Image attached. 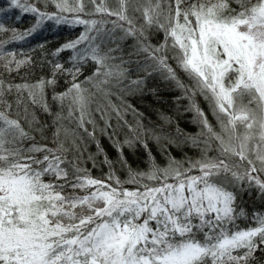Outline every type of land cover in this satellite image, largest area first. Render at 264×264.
<instances>
[{"label": "snow or ice", "instance_id": "snow-or-ice-1", "mask_svg": "<svg viewBox=\"0 0 264 264\" xmlns=\"http://www.w3.org/2000/svg\"><path fill=\"white\" fill-rule=\"evenodd\" d=\"M54 25L79 31L49 51ZM22 66L0 76V264H264V0H0V67ZM150 77L196 132L145 122Z\"/></svg>", "mask_w": 264, "mask_h": 264}, {"label": "trees", "instance_id": "trees-1", "mask_svg": "<svg viewBox=\"0 0 264 264\" xmlns=\"http://www.w3.org/2000/svg\"><path fill=\"white\" fill-rule=\"evenodd\" d=\"M108 3H115V0H108ZM29 21L30 16L28 14H23L20 20H16L13 16L12 26L18 29H23L28 27ZM78 31V28L70 30V27H67L66 25L52 26L50 29H46L43 33H41V36L48 41V44H46V48L50 51L51 47L56 46L58 42H62L65 37H70L72 34H78ZM39 42V40L29 37L25 38L22 41L15 42L12 47H15L18 53L20 49L23 48L25 50L24 54L30 55L33 61H37L40 52L39 49L34 48V45ZM30 48H32L33 51L31 53H28V49ZM125 51H127V49H125ZM46 70L47 69H45V71ZM26 72H28V68H26L25 66H22L19 71L13 70L11 74H9L5 69L0 67V76H2L6 80H12L13 82L20 81L24 73ZM36 74H40L39 68H37ZM84 74L87 75V71H85ZM139 74L144 75L143 72ZM147 83L149 88H156V94L153 95L150 91L146 89L143 99H132V103L135 105V107L138 108L140 112L144 113L145 122H147V119L149 118L153 121L159 122L157 113L155 111L156 109H159L173 118V128H175L176 125H179V127L186 132H196V125L192 122L193 113L190 110H186V105L188 101L182 96L181 91L175 88L174 85H170L165 83L164 81H161L159 77H150ZM175 97H179V99H174ZM198 100L202 101V97H198ZM53 111H55V109H53ZM37 112L41 120L47 119L48 123H51V117H46V114L40 112L39 109H37ZM126 118L129 121L132 120L133 117L131 112L127 113ZM66 123H68L70 127H75V125L71 124L69 121H66ZM88 147L93 151L95 150L94 143L88 145ZM193 154H195V150H193V152H189V155ZM88 166L91 168L90 163ZM92 172L94 175L99 174V170L95 168L92 169ZM244 199L246 202L245 206L251 207L252 201L248 199L247 193H245ZM256 203L259 206L258 200L256 201Z\"/></svg>", "mask_w": 264, "mask_h": 264}, {"label": "rangeland", "instance_id": "rangeland-1", "mask_svg": "<svg viewBox=\"0 0 264 264\" xmlns=\"http://www.w3.org/2000/svg\"><path fill=\"white\" fill-rule=\"evenodd\" d=\"M54 26H56V25H54ZM58 26H61V25H58ZM67 27H70V26H68V25H66ZM203 99V98H202Z\"/></svg>", "mask_w": 264, "mask_h": 264}]
</instances>
